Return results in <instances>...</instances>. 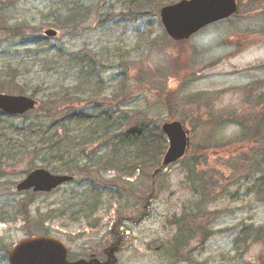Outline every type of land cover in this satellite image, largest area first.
<instances>
[{
  "label": "rangeland",
  "instance_id": "374dc122",
  "mask_svg": "<svg viewBox=\"0 0 264 264\" xmlns=\"http://www.w3.org/2000/svg\"><path fill=\"white\" fill-rule=\"evenodd\" d=\"M176 1L0 0V90L10 85L14 94L21 90L40 103L27 118L0 113V144L6 146L5 153L0 147V264H9L7 251L31 230L60 240L71 260L100 254L121 237L116 264H264V154L250 161L257 144L241 139L231 118L211 119V111L242 120L264 114V3L240 0L234 17L175 48L156 14ZM76 9L80 20L71 24L67 14ZM47 28L56 37H45ZM163 69V78L174 71L182 83L157 77ZM166 99L176 105L167 107ZM54 104L62 111L83 109L89 120L100 111L112 119L138 111L158 123L178 114L190 131L189 155L209 143L216 149L207 150L208 162L221 170L229 167L219 159L239 152L246 157L234 170L215 173L211 184L209 177L194 182L199 177L183 161L153 175L152 185L141 172L120 180L106 172L102 179L111 184L130 181L133 196L121 200L107 188L97 208L84 213L83 174L71 169L99 162L105 151L92 146L84 156L87 124L68 122V131L59 133L69 138L70 154L45 167V150L34 135ZM34 167L73 175V181L49 193L17 192L15 184ZM192 216L198 219L183 225ZM187 228L198 230L187 234Z\"/></svg>",
  "mask_w": 264,
  "mask_h": 264
},
{
  "label": "trees",
  "instance_id": "16d2710c",
  "mask_svg": "<svg viewBox=\"0 0 264 264\" xmlns=\"http://www.w3.org/2000/svg\"><path fill=\"white\" fill-rule=\"evenodd\" d=\"M156 1L159 2V5H161V0H156ZM253 1H259L256 3L257 6H262L264 3V0H253ZM238 5H239V9H238L239 11L241 6L240 0H238ZM78 11L79 10L76 9V11L74 10L73 12H69V14H67L68 16L66 20L68 22H71V24L78 23L80 20L77 16ZM155 12H157V9ZM156 17L157 19H159L158 12L156 14ZM158 22L160 21L158 20ZM262 31L261 32L264 33V29ZM167 39L173 44V47L175 48L177 47L179 48L178 45H182L183 43L186 42V41L174 42L168 37ZM164 69L162 73H160L161 77L160 76L157 77L168 81L169 79H171L172 76H175L177 81L179 80V83L180 84L182 83L183 78H179L176 75V73H174V71L171 73L170 76L163 78ZM190 74L191 73L187 74L186 76ZM185 79H189V78H185ZM185 82H188V80H186ZM0 92L12 93V94L15 93L14 89H12L10 85L8 88L0 90ZM18 93L20 94L23 92L19 90ZM63 97L64 99H67L69 97V94H65ZM59 105L60 104L58 105L54 104L56 108L50 109L49 112H46L47 114L46 121L40 123V127H39L40 130L38 131V133H36V135H34L36 138V142L43 146L45 150V155L47 156L42 162L44 166L49 167L50 166L49 164L52 163L53 161L55 162L63 161L64 158L63 156L64 155L67 156L70 154L69 147L67 145L69 143V138L67 136H62V133H59V130H63V129L64 131H68L66 129L68 122H71V124L80 123V126L87 124V130H89L90 133L88 134L87 139H82L81 142L83 145H86L88 149V152H86V150L84 151L83 153L84 156H88L87 154L91 151L89 148H92V146H93V150L95 149V147H102V151H105L104 157L102 156L103 158L99 162L97 163L92 162V164H90L87 160L82 164V166L79 167L75 165L71 169L72 172H75L79 175L83 174V178H84L83 180L85 182L84 191H83V200L79 204L80 211L84 213H89L93 210V208L94 209L97 208V206L100 204L99 198L103 193V191L107 190V188H111V190L112 189L115 190L118 196L122 198L121 200L124 199L128 200L133 196L132 195L130 197L128 193L127 184L130 181L125 180L126 182H123L124 184L123 186L120 185L119 182H117L116 185L111 184L109 183L108 180L105 181L102 179V175L106 172L110 171L116 173L118 175L117 180L131 179L132 176L135 175V173L138 174L141 172L142 176H144L146 179L145 181H147V183H151L152 185L151 180H152L153 172L156 168L159 167L162 155L167 147L166 138L164 137L163 133L160 130L161 123L149 120V118H147L146 115L138 111H135L133 113L125 112L122 114L120 118L117 119H112L109 111H100L98 114L94 115L91 118V120H89V116L87 114L85 115L84 113H82L83 109L81 110L73 109L75 111H71L70 109L71 107H68L65 104L67 106L66 107L67 110L62 111L63 107ZM165 105L169 108L171 107L173 108V106L176 104L174 103L172 105L170 101L166 99ZM39 108H40V104L33 111L39 110ZM31 112H28L22 116L24 118H27L28 114ZM211 114L213 115V117H211L212 120L231 118V120H233L231 123L234 122V124L240 126V133H239L240 138L243 137L241 139H245V137H247V140H249V142H251L252 145L257 144L256 147L252 146L251 150L249 151L251 155L250 161L253 162L255 160L256 154L259 153L264 154V114L263 113L262 114L257 113L254 116H252L251 119H245V120L235 118L233 117L232 114L227 115L223 113H214L213 111H211ZM6 116L12 117L10 115H6ZM48 118L51 119V123L49 122ZM174 118H175L174 120H179L183 124L185 123L178 114L174 115ZM211 119L208 118L202 121V124L198 130L202 131L205 122ZM258 120H261L260 124ZM192 130L193 131L196 130V124L192 125ZM207 144L209 145V147L204 146L203 148H201L200 152L192 153L190 154L191 156L189 155L191 148L190 145V148L187 151V153L178 161V162L180 161L184 162V165L187 167V170L190 175H194V178L197 175L200 178V179L199 178L196 179L194 182H201L202 178L209 177L210 179L206 180L205 182L211 184L212 177L215 175V173H220L222 171H226L230 169L234 170L233 167L239 162L244 161V158L246 157L245 154L239 152L237 154H233L228 157H223L222 159H219L220 161L221 160L223 161L222 163L223 167H229L224 170H221V167H219L220 169H218L217 168L218 166L216 164L213 165L210 164V162H208L209 155L208 153H206L207 150H213L216 149V147L211 146V144L209 143ZM0 147H2V150L5 153L6 146L3 147L0 144ZM106 149H108V151ZM16 151H17V146L14 145V148L12 149L14 157L17 156ZM111 151L113 154L111 153ZM109 155H113V157L109 158ZM14 157L13 159L15 160ZM185 160L187 161V163L185 162ZM32 169L28 170L26 173H28ZM72 181L73 179L68 183H71ZM143 184L144 182L141 183V185ZM132 191H130V193ZM141 196H144V193L138 195L135 201H140V199L142 198ZM194 216L197 217V214H195ZM4 220L5 219H2L0 217V221H4ZM94 226L95 225H93L92 227ZM37 233H39V231L31 230L29 236L36 235ZM42 234L45 235V233Z\"/></svg>",
  "mask_w": 264,
  "mask_h": 264
},
{
  "label": "water",
  "instance_id": "95a60500",
  "mask_svg": "<svg viewBox=\"0 0 264 264\" xmlns=\"http://www.w3.org/2000/svg\"><path fill=\"white\" fill-rule=\"evenodd\" d=\"M237 10L236 0H180L163 6L159 11L160 22L167 35L174 41L187 40L203 27L233 15ZM45 35L54 37V29L45 30ZM38 101L26 95L0 93V110L12 115H21L32 110ZM161 131L167 139V149L162 157L161 166L175 163L184 156L189 147V131L177 120L165 121ZM160 168L154 171L159 172ZM73 177L65 174H53L46 169L36 168L30 171L16 185L18 191L32 189L34 192H50L68 182ZM119 243L111 246L105 261L95 258H80L68 261L67 248L59 240L50 236H32L22 239L8 251L9 264H115V252Z\"/></svg>",
  "mask_w": 264,
  "mask_h": 264
},
{
  "label": "bare ground",
  "instance_id": "6f19581e",
  "mask_svg": "<svg viewBox=\"0 0 264 264\" xmlns=\"http://www.w3.org/2000/svg\"><path fill=\"white\" fill-rule=\"evenodd\" d=\"M198 217V216H197ZM192 219H198V218H193V217H190V220H189V222H187V223H185V224H183V225H185V226H188V225H190L191 223H192ZM198 229H195V230H192L191 228H187L186 229V233L187 234H193L194 232H196ZM119 239H121V237H119Z\"/></svg>",
  "mask_w": 264,
  "mask_h": 264
},
{
  "label": "flooded vegetation",
  "instance_id": "af4514ba",
  "mask_svg": "<svg viewBox=\"0 0 264 264\" xmlns=\"http://www.w3.org/2000/svg\"><path fill=\"white\" fill-rule=\"evenodd\" d=\"M102 252H103V251H101L100 254L97 253V252H93V253H95V255H96L100 260H103V257L101 256V255H102ZM89 255H90V254H89Z\"/></svg>",
  "mask_w": 264,
  "mask_h": 264
}]
</instances>
